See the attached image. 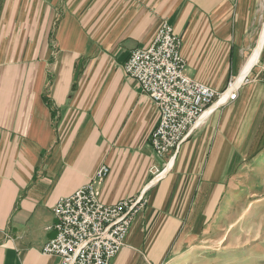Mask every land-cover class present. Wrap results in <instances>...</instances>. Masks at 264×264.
<instances>
[{
  "label": "crops",
  "instance_id": "0c3cea01",
  "mask_svg": "<svg viewBox=\"0 0 264 264\" xmlns=\"http://www.w3.org/2000/svg\"><path fill=\"white\" fill-rule=\"evenodd\" d=\"M163 22L181 39L186 74L219 93L258 46L264 0H0V264H61L42 253L52 209L102 166V203L147 201L110 264H175L194 212L264 145L263 42L235 96L214 103L177 152L154 154L159 110L123 66Z\"/></svg>",
  "mask_w": 264,
  "mask_h": 264
},
{
  "label": "built area",
  "instance_id": "2783aa9c",
  "mask_svg": "<svg viewBox=\"0 0 264 264\" xmlns=\"http://www.w3.org/2000/svg\"><path fill=\"white\" fill-rule=\"evenodd\" d=\"M181 47L174 29L163 22L149 45L133 50L124 65L125 74L139 84L159 110L150 145L160 158L178 151L188 133L202 123L215 99L231 86L229 83L227 90L219 94L189 77ZM236 90L228 99L235 96ZM167 165L156 170V179L165 174ZM108 173L107 167L98 168L90 183L58 200L53 208L56 234L43 246L44 255L58 257L61 264H110L116 257L147 201L139 197L111 205L102 203L94 183L103 181Z\"/></svg>",
  "mask_w": 264,
  "mask_h": 264
},
{
  "label": "rangeland",
  "instance_id": "374dc122",
  "mask_svg": "<svg viewBox=\"0 0 264 264\" xmlns=\"http://www.w3.org/2000/svg\"><path fill=\"white\" fill-rule=\"evenodd\" d=\"M228 86L229 81L219 94ZM221 100L214 103H224ZM256 146L249 159L228 171L220 198L217 196L203 215L200 210L194 212V224L185 227L191 238L185 256L189 259L183 257L175 264H264V145ZM100 183H94L95 188Z\"/></svg>",
  "mask_w": 264,
  "mask_h": 264
},
{
  "label": "bare ground",
  "instance_id": "6f19581e",
  "mask_svg": "<svg viewBox=\"0 0 264 264\" xmlns=\"http://www.w3.org/2000/svg\"><path fill=\"white\" fill-rule=\"evenodd\" d=\"M263 24V23H262ZM264 39V24H263V28H262V32L260 34V38H259V42H258V46L253 50V52L250 54V57L248 58L247 62L245 65H243L244 67L242 68L241 74L240 76L237 77V79L235 80V82L232 83L231 87L226 91V93H224L221 102H225L228 97H230L231 93L237 88V86L240 84L241 79L243 78V76L249 71L250 67L253 65V63L257 60L258 56H259V52L261 49V45ZM209 111L205 114L206 116L208 115ZM171 166V163H170ZM189 259V257H185L184 260ZM183 260V261H184Z\"/></svg>",
  "mask_w": 264,
  "mask_h": 264
}]
</instances>
